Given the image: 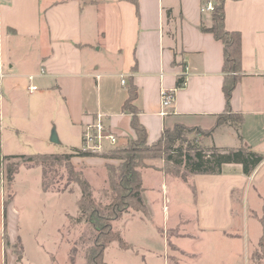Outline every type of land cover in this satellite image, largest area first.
<instances>
[{"label": "crops", "instance_id": "1", "mask_svg": "<svg viewBox=\"0 0 264 264\" xmlns=\"http://www.w3.org/2000/svg\"><path fill=\"white\" fill-rule=\"evenodd\" d=\"M214 1L0 0V73L3 75L0 80V166L4 165L3 157L20 156L7 151L22 142L18 139L22 123L36 124L38 120L43 133L45 119L42 115L47 109L53 111L52 123L56 124V129L57 120L61 119L60 123L67 130L76 132L81 141L77 149L82 148V135L96 122L97 116L117 137V144L124 145L127 139L134 138L131 115L122 110L131 82L137 89L134 106L147 131L148 144L155 142L164 129L176 124L203 130L213 127L217 115L224 109L223 45L200 28L211 26V12L202 9ZM224 26L227 31L241 35L243 76L232 93L231 108L233 113L241 114L244 121L239 130L240 139L236 127L226 125L215 129L205 142L209 140L217 148L250 147L264 157V0H226ZM180 77L184 84L176 88ZM32 86L36 90L30 91ZM24 87L29 91L28 99L23 98ZM162 92L174 95L164 114L161 112ZM34 114L38 116L35 119ZM218 139L223 142L218 143ZM43 141L51 143L48 133ZM62 141L61 138L60 143ZM105 163L107 161L99 157L71 160L72 165L82 168L86 179H99L100 186L104 185V178L107 180ZM144 164L142 183L144 176L150 173L159 179L158 197L165 212L164 223L171 218L167 205L172 198L167 185L180 179L163 171L162 159H147ZM187 180L184 183L190 182L195 191L196 218L190 223L200 234H226L235 223L231 216V193L244 191L249 183L261 185L264 161L250 176L242 174L240 165L226 164L219 175H189ZM143 188L147 216L130 213L118 221H122V231L118 232L129 248L121 249L117 243H112L105 250L104 264H109V257L111 263V256L117 259L111 264L137 261L148 264L153 258L150 251L135 249L133 241L125 236L129 231L126 230L128 221L138 216L137 220L144 227L149 218L151 210L144 196V185ZM11 209L12 204L7 209L8 218ZM6 223L8 229L9 222ZM162 230L159 232L164 238ZM79 236L80 233L73 240ZM8 237L11 244L18 238L11 234ZM185 237L188 236L176 235V238ZM177 246L173 244L174 253L190 264L198 260L199 256L185 255ZM174 263L180 264L179 261ZM10 264H17L16 260H10Z\"/></svg>", "mask_w": 264, "mask_h": 264}, {"label": "rangeland", "instance_id": "2", "mask_svg": "<svg viewBox=\"0 0 264 264\" xmlns=\"http://www.w3.org/2000/svg\"><path fill=\"white\" fill-rule=\"evenodd\" d=\"M30 84L35 85L34 82ZM28 93L29 91H26L24 87L23 98L28 99ZM51 113L53 111L47 109L42 115L45 119L43 123L45 126H42L43 133L40 132L41 122L38 120H36V124L22 123L20 125L22 132L18 134V139L22 142L18 146H10L7 152L20 156L46 153L70 155L74 149L79 148L81 141L76 132L67 130L66 126L60 123L61 119L57 120L56 129V124L52 123L53 116ZM36 117L38 116L34 114L33 119ZM52 130L55 131L59 144L43 141L47 133L48 140L50 139ZM182 137L185 141L197 143L201 147L213 146L211 141L205 142L206 139L203 136L194 135L190 132L183 133ZM61 138L62 143H60ZM129 140L127 139L124 145ZM217 141L218 143L223 142L220 139ZM84 146L89 147L82 143V149ZM109 147L112 146L104 143L97 153L101 154ZM18 162L19 159L5 161L0 172V264H10V260H16V252L19 247H5L3 223L6 221L9 222L7 234H11L13 238H19V244L24 252V264H69V253L74 247L79 250V247L74 244L77 239H73L77 238L79 233L81 235L84 232L83 225L69 226L67 218V216L73 217L77 213L76 200L80 196L79 189L73 184H67L63 167L57 165L44 166L43 164L38 166L21 165L10 186L6 182L5 168ZM74 167L78 170L82 169L80 166ZM43 170L47 171V179L53 180L51 191L44 192L42 190ZM104 172L107 176V172ZM87 180L94 190V195L99 198V192L107 187V180L104 178L105 183L101 186L100 180L97 178L90 177ZM143 181L146 188L144 196L149 205L148 210H151L148 212L149 218L145 221L144 227L142 222L137 220L138 216L128 221L127 227H125L129 231L125 232V236L133 241L135 249H146L145 251L148 250L153 253V258L149 260L148 264H175L174 261H179L180 264H190L186 258L174 253L173 244L179 245L177 247L183 250L185 255L199 256L194 264H264V249L258 250L256 244L262 232L259 218L262 215L264 182L261 185L249 183L244 191L231 193V216L235 223L230 231H227L226 234L222 232H203L200 234L197 227L190 223L196 218L193 196L195 191L190 182L172 180L170 185L166 183L172 198L171 203L167 205L171 218L169 221L166 219L163 223L162 217L165 212H162L160 207L162 202L158 197V193L161 192L159 179L156 174L150 173L144 176ZM5 201H8L9 204L4 216L3 203ZM11 204L12 209L11 212L9 210L10 218H8L7 209L10 208ZM164 205L166 204L164 203ZM121 222L114 223L117 231H122V228L120 229ZM177 225L180 227L177 228ZM160 229H164V231L162 230L164 238L159 232ZM178 233L188 237L176 238ZM15 240L14 243L17 242ZM254 253L256 255L252 262L251 256ZM76 255L75 264H82V255L78 251ZM154 255H161L162 257L160 259L155 258ZM116 260L112 259L111 256V263ZM109 261L110 257L108 263L111 264ZM134 264H140V262L137 261Z\"/></svg>", "mask_w": 264, "mask_h": 264}, {"label": "trees", "instance_id": "3", "mask_svg": "<svg viewBox=\"0 0 264 264\" xmlns=\"http://www.w3.org/2000/svg\"><path fill=\"white\" fill-rule=\"evenodd\" d=\"M226 0H215L211 12V26L201 27L204 33H209L215 40L223 45V82L222 92L224 96L223 112L217 115L213 127L203 130L196 127H186L176 124L171 129H164L160 137L153 143L148 144L147 131L140 123L138 111L134 106L137 98V89L131 82L127 87V99L122 110L131 115L130 127L134 132V138L125 145H114L103 153H93L87 150L74 149L70 155L66 154H33L15 157H3L4 162L10 159H19L15 165L5 168L7 184H12L19 167L23 164L57 165L63 167L67 184L77 186L80 192L76 200L77 215L67 216L69 226H84V232L74 243L79 247L73 248L69 253V264H75L76 253H80L83 264H104L105 250L112 244L117 243L121 249H128V244L122 239L118 231L114 229V223L130 213H140L147 216L146 206L142 199L143 183L141 172L147 159H162L163 171L175 178L187 181L189 175H219L222 166L226 164H238L242 168V174L250 176L252 172L264 161V157L251 150L250 147L217 148L215 146L201 147L197 143L185 141L183 133L190 132L204 138H210L220 126L234 125L238 132L243 124L244 117L233 113L231 108L232 93L243 76L241 68V35L236 31H227L224 26V3ZM184 84L180 77L176 82V88ZM72 157H99L107 161V187L102 189L97 198L94 190L82 170L76 169L71 164ZM114 162V163H113ZM3 166H0V172ZM47 171L42 172L41 187L44 192L51 191L52 181L47 179ZM46 176V177H45ZM9 202L3 203V215ZM6 221V220H5ZM261 235L257 243V249H264V199L262 215L259 218ZM3 240L5 247L17 248L16 263L24 264V252L17 242L11 244L7 234V223H3ZM251 256V261L255 258ZM262 259V258H261ZM253 262V261H252ZM253 264V263H251Z\"/></svg>", "mask_w": 264, "mask_h": 264}, {"label": "built area", "instance_id": "4", "mask_svg": "<svg viewBox=\"0 0 264 264\" xmlns=\"http://www.w3.org/2000/svg\"><path fill=\"white\" fill-rule=\"evenodd\" d=\"M203 11L212 12L213 10V4L211 2H208L207 5L202 9ZM3 75L0 73V80L2 79ZM29 80H32V77H29ZM125 81L122 79L121 84L123 85ZM30 91L36 90L35 86H32L29 88ZM174 100L173 93L170 92H162L161 94V108H162V114L166 112V109L170 107L171 103ZM82 143H84L87 146H84V150L97 153L100 151L102 145L104 143H108L111 146H114L117 144V137L110 133L106 127L102 124L100 116L96 117V122L87 127V129L84 131L82 135Z\"/></svg>", "mask_w": 264, "mask_h": 264}, {"label": "water", "instance_id": "5", "mask_svg": "<svg viewBox=\"0 0 264 264\" xmlns=\"http://www.w3.org/2000/svg\"><path fill=\"white\" fill-rule=\"evenodd\" d=\"M49 141L51 143H54V144H59L58 138H57L56 133H55L54 130H52V133H51Z\"/></svg>", "mask_w": 264, "mask_h": 264}]
</instances>
